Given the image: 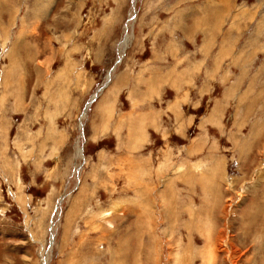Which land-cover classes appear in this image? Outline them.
<instances>
[{"label": "rangeland", "instance_id": "rangeland-1", "mask_svg": "<svg viewBox=\"0 0 264 264\" xmlns=\"http://www.w3.org/2000/svg\"><path fill=\"white\" fill-rule=\"evenodd\" d=\"M44 257L264 264V0H0V264Z\"/></svg>", "mask_w": 264, "mask_h": 264}, {"label": "bare ground", "instance_id": "bare-ground-1", "mask_svg": "<svg viewBox=\"0 0 264 264\" xmlns=\"http://www.w3.org/2000/svg\"><path fill=\"white\" fill-rule=\"evenodd\" d=\"M133 15V14H132ZM133 19V18H132ZM133 23V22H132ZM131 25V23L128 25L127 29L129 30V26ZM129 39V32L128 34H126V36L124 37V39L122 40L121 44H120V57H122L123 53H124V50L128 44V40ZM113 72V71H112ZM111 72V73H112ZM86 114H87V110H86V113H83V116H82V119L84 120L86 118ZM81 131L83 129V123L81 124V127H80ZM79 153L80 155L82 154V149L80 148L79 149ZM44 264H47L48 263V258L47 257H44V260H43Z\"/></svg>", "mask_w": 264, "mask_h": 264}, {"label": "water", "instance_id": "water-1", "mask_svg": "<svg viewBox=\"0 0 264 264\" xmlns=\"http://www.w3.org/2000/svg\"><path fill=\"white\" fill-rule=\"evenodd\" d=\"M109 79H110V75H109ZM96 98H97V93L92 95L91 100H90L89 104L87 105V108L96 100ZM87 108H86V110H87Z\"/></svg>", "mask_w": 264, "mask_h": 264}, {"label": "crops", "instance_id": "crops-1", "mask_svg": "<svg viewBox=\"0 0 264 264\" xmlns=\"http://www.w3.org/2000/svg\"><path fill=\"white\" fill-rule=\"evenodd\" d=\"M148 59H149V58H148ZM149 60H150V59H149ZM145 61H148V60H145ZM149 82H150V81H149ZM149 84H150V83H149ZM150 87H151V86H150ZM150 87H149V88H150ZM150 89H151V88H150ZM226 91H227V90H226Z\"/></svg>", "mask_w": 264, "mask_h": 264}]
</instances>
